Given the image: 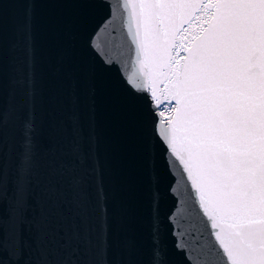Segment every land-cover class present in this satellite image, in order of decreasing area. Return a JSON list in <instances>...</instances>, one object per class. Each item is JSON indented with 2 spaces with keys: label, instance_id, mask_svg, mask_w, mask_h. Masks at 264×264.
I'll return each instance as SVG.
<instances>
[{
  "label": "snow or ice",
  "instance_id": "1",
  "mask_svg": "<svg viewBox=\"0 0 264 264\" xmlns=\"http://www.w3.org/2000/svg\"><path fill=\"white\" fill-rule=\"evenodd\" d=\"M15 2L23 7L7 99L0 26V264H32L33 245L37 264H47L49 217L44 201L37 214L34 194L45 170L62 187L49 180L43 191L70 195L84 224V264H113V225L123 215L113 183L119 148L146 177V264H172L165 234L176 264H264V0ZM38 3L77 6L68 30L90 68L83 92L76 83L69 91L59 149L45 142ZM97 71L114 76L108 126ZM119 247L129 257L138 251L132 237Z\"/></svg>",
  "mask_w": 264,
  "mask_h": 264
}]
</instances>
